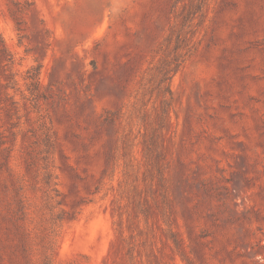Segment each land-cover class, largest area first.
<instances>
[{
  "label": "rangeland",
  "instance_id": "374dc122",
  "mask_svg": "<svg viewBox=\"0 0 264 264\" xmlns=\"http://www.w3.org/2000/svg\"><path fill=\"white\" fill-rule=\"evenodd\" d=\"M45 254L264 264V0H0V264Z\"/></svg>",
  "mask_w": 264,
  "mask_h": 264
},
{
  "label": "trees",
  "instance_id": "16d2710c",
  "mask_svg": "<svg viewBox=\"0 0 264 264\" xmlns=\"http://www.w3.org/2000/svg\"><path fill=\"white\" fill-rule=\"evenodd\" d=\"M189 53H183L182 55L180 54H177L175 56H173L172 58V61H167L165 63L166 64H172V65H169V67H162V69H160V72L161 70H163V74L161 76V82H166L165 83V86H162V87H158L159 88V95H161L163 97V111L164 113L167 112L168 108H170L172 106V103H173V94H172V91H171V88L169 86V83H168V80L169 78L171 77V75L175 72H177L179 70V68L181 67V65L185 62L186 58H187V55ZM34 70H35V73H38L39 72V64L33 66ZM171 72L170 75L167 76V74H169ZM115 112L116 111H109L107 112V117L104 118L105 121L107 122H112L113 119H114V115H115ZM50 178H51V173L50 171H46L45 174H44V182L46 184H50ZM52 190H54L56 192V194L58 195V191L55 187V184L53 183L52 187H51ZM57 203L59 204L60 201H57ZM26 214V211H25V207H24V201L22 198H18L17 200V205H16V208L14 209L13 211V217H14V220L16 221L17 223V226L18 228L20 229L19 233H20V241H21V247H22V250L24 252L25 255H28L29 251H30V242H29V238L27 237V230L25 229V226L24 224L21 222V220L24 219V216ZM54 219H62V214L58 213L56 214V216L54 217ZM50 262V254H45L44 255V263L47 264Z\"/></svg>",
  "mask_w": 264,
  "mask_h": 264
}]
</instances>
